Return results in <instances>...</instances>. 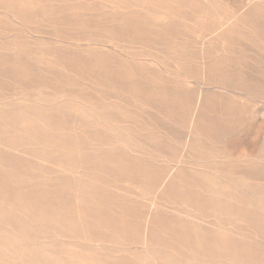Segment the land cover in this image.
<instances>
[{
	"label": "rangeland",
	"instance_id": "rangeland-1",
	"mask_svg": "<svg viewBox=\"0 0 264 264\" xmlns=\"http://www.w3.org/2000/svg\"><path fill=\"white\" fill-rule=\"evenodd\" d=\"M33 1L39 3L40 8L33 21L15 19L10 11L0 9V114L6 115L5 118L1 116L0 141L7 137L8 131L20 134L22 129L39 128L54 135L78 137L76 145L87 147L75 151L60 150L57 155L46 151L52 153V156L44 155L50 161L75 171L84 166L80 164L83 158L101 162L99 160L109 157L113 161L149 163L159 173L181 164V151L188 143L189 134L193 133V139L188 143L191 159L181 166L195 176L212 180L215 190L211 191L217 193L214 195H220L221 200L227 202L228 197L234 200L238 196V199L253 188L264 190V60H251L259 55L246 44L223 45L225 39L219 30L222 23H229V16L236 15L244 7L246 0H214L212 5L206 0H179L197 7L193 18L195 20L200 13L204 30L192 28L194 24L189 21L192 16L186 14L185 6L176 5L177 0H154V3L128 11L110 5L109 0H59L60 5H77L74 13H82V7L90 12L88 8L92 5L93 10L97 8L93 11L95 19L101 21L120 16L143 20L140 25L136 21L127 37L123 36L125 40L119 41H110L117 33L99 27L94 28L96 31L93 28L68 31L54 27L51 19L58 15L49 10L46 15H41L43 8L54 0H28ZM169 7L176 8V13L167 19L164 12ZM69 14L74 16L72 12ZM41 17L47 20L41 22ZM79 19L84 22L82 17ZM255 20L263 22L264 26L262 19ZM258 32L264 34V30ZM100 63L115 71L127 69L128 73L117 81L105 79L99 73L101 67L96 68ZM229 79L231 84L249 94L243 98L234 94L224 99L207 95L199 100L200 92L210 90L208 94H214L218 91L217 86L229 83ZM30 113L31 121L16 127L21 118H27ZM19 115L22 117L15 123ZM246 141L253 145L246 146ZM0 161V178L14 175L22 186L36 187L67 176L63 173L43 175V172L48 173L46 166L20 162L16 158H13V164H24V169L18 166L14 171ZM25 171L33 173V178L30 179L27 173L24 175ZM239 171L247 172L249 176H240ZM108 184L114 189L123 187L122 196L128 199L135 193L145 198L153 196V186L148 184L119 182L113 176ZM69 185L71 187L73 183ZM241 188L244 191L239 192ZM188 191L199 192L198 189ZM245 206L239 203L236 209L248 212ZM194 207L198 215L205 217L201 208ZM211 216L212 222H219L245 239L257 236L264 241V228L254 229L256 215L249 220L225 217L219 212ZM45 239L39 243L44 244ZM122 247L112 246L111 249L107 246L104 250L108 248L115 253ZM0 252V263L14 264L5 250L0 248ZM129 254L127 258L137 257L133 252ZM188 254L185 252L182 256ZM202 259L201 264H249L245 253L233 255L221 251L211 257L206 253ZM150 263L155 264L153 259Z\"/></svg>",
	"mask_w": 264,
	"mask_h": 264
},
{
	"label": "bare ground",
	"instance_id": "bare-ground-1",
	"mask_svg": "<svg viewBox=\"0 0 264 264\" xmlns=\"http://www.w3.org/2000/svg\"><path fill=\"white\" fill-rule=\"evenodd\" d=\"M109 1L110 5L123 7L127 11L134 7H142L147 3H154V0ZM206 1L210 5L214 3V0ZM59 3V0L48 3L49 5L44 6L45 8L41 13L43 15L49 10L58 15L51 19L54 21V27H61L68 31H75L78 28L80 31L82 28L94 29L99 27L103 31L109 30L117 33L110 37V41L125 40L123 36L127 37L137 21L126 18L127 16L115 17L114 19L101 18V21L95 19L96 14L93 11L97 8L93 10L92 5L88 8L90 12L89 10L84 11L82 7L80 8L82 13H74L73 10L77 9V5H60L61 3ZM245 3L236 15L227 18L228 24L222 23L223 25L219 30L222 32L220 35L225 39L223 45L228 47L231 44H238V42L246 44L256 55H259L258 57L254 56L255 58L251 57V60L255 61V59L259 60L260 58L264 60V34L258 32L264 30V26H262L263 22L257 23L255 20L256 18L264 21V0H246ZM86 5L89 6L87 3ZM176 5H182L188 9L186 14L192 16L189 18V21L191 20L194 24L192 28L204 30L200 13L195 20L193 18L195 13L197 14V7L194 8L192 3L179 0H177ZM38 8L39 3L34 1L0 0V9L10 11L15 19L33 21L36 19L34 17L38 13ZM175 9L173 7L165 9L164 15L167 19L175 15ZM208 9L207 12L209 13ZM70 11L74 14L73 17L72 14H69ZM65 14L67 17H62ZM79 17H82L84 22ZM99 17H102L100 13ZM43 20L47 19L41 17L39 21L45 22ZM139 22L142 24L143 20L137 21V24L140 25ZM203 44L200 43V45ZM222 51L225 52V49ZM108 55L113 57L112 53ZM239 60L244 63L242 59ZM247 63L254 65L252 62ZM98 67H101L99 73H102L105 79L114 81L128 73L127 69L123 70V68H118L116 71L112 67L104 68L103 63L98 64L96 68ZM230 78L233 79L232 75ZM228 81L229 83H221V86H217L218 91L216 93L214 91V94H208L211 92L210 90L200 92L199 100L207 95L221 96L224 99L225 96L228 97L229 95H240L239 97L243 98L249 94L243 88L231 84L230 79ZM224 84L227 86H222ZM98 107L102 112L103 109ZM1 116L5 118L6 115L0 114V124L3 123ZM26 116L27 118L22 117V115L16 117L15 123L22 117V120L17 122L16 127H21L26 122L31 121V113ZM7 133V137L0 141V160L12 167L14 171L18 166L24 169V164H13V158H16L21 160L20 162L28 161L46 166L48 173L43 172V175L51 173L67 175L63 176V179H56V182L40 184L36 187L30 184H23L22 186V183L17 182V179L13 177L14 175L10 178H0V248L5 250L8 256H11L9 258L13 261L12 263L149 264L153 259L155 264H201L204 261L202 259L204 254L207 253V256L211 257L212 254L224 251L233 255L245 253L249 264H264V241H260L257 236L252 237L251 240L245 239L242 234L218 224L219 222L214 223L210 220L211 215L217 212L225 217H240L245 220L256 215L254 229L264 228V218H261V214H264V190L250 189L247 193H242L238 199L236 193H233L236 202L231 196H227L228 200L224 202L220 195H214L213 193L216 192L212 193L215 190L211 184L212 180L195 176L181 166L183 163L188 164L191 159L192 151L188 143L193 139V133L189 134L188 143L181 151V164L159 173L149 163L146 165L138 160L129 163L120 160L113 161L112 159L109 160V157L107 160H99L101 162L95 161L97 160L95 158H83L80 164L84 166L75 171L62 163L50 161V158H46L44 155L52 156V153L57 155L60 150L87 149L86 146L76 145L79 141L78 137L64 136L63 134L54 135L39 128H32L27 131L22 129L20 134H16L14 130ZM254 142H256L255 138L253 144ZM262 143L264 145V139ZM253 144L245 142L246 146ZM202 149L204 150V148ZM38 151H50L52 153L41 154ZM26 173L27 171L23 174ZM237 174L249 176L247 172L239 171ZM28 176L32 179L33 173H29ZM112 176L116 177L119 182L153 186V196L145 198L143 195L135 193L129 199L125 198L126 196H122L123 187L114 189L108 184V180ZM71 182L73 183L72 188L69 185ZM191 189H198L199 192L188 191ZM240 191L244 190L241 188ZM29 193H32V196ZM239 199L240 201H238ZM239 203L246 204L245 208L247 207L249 211L245 213L237 211L236 207H239ZM194 206L201 208L205 212V217L198 215ZM43 238H46L45 243L40 244L39 241ZM107 246L111 249L112 246L125 248L122 247L123 251L114 253L108 248L104 250ZM132 252L137 257L127 258ZM185 252L190 254L182 256ZM167 254H169L168 258ZM151 255L153 258H150ZM173 257L174 259H172ZM6 262L4 263L6 264ZM8 263L10 264V262Z\"/></svg>",
	"mask_w": 264,
	"mask_h": 264
}]
</instances>
